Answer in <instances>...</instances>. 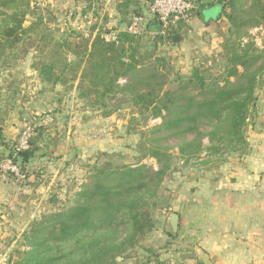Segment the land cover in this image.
Masks as SVG:
<instances>
[{"label":"trees","instance_id":"16d2710c","mask_svg":"<svg viewBox=\"0 0 264 264\" xmlns=\"http://www.w3.org/2000/svg\"><path fill=\"white\" fill-rule=\"evenodd\" d=\"M123 1L119 5L121 10L137 6L127 25L134 17L143 16L140 0ZM220 4L219 20L223 19L226 27L218 52V57L224 60L223 73L210 79L204 71L193 68L190 76L180 81L179 92L173 93L151 88L150 80L141 77L146 71L143 65L146 56L138 40L143 36L122 31L116 42L106 41L104 35L117 30L116 26L100 30L92 38L68 33L57 40L33 0H0V63L13 57L23 61L34 53L38 60L31 68L44 83L73 88L77 82L78 97L90 107H106V102L116 95L128 94L133 109L131 121L137 116L147 118V114L163 120L154 129L159 136L149 141L152 145L147 149L140 146L141 156L135 165H116L109 160L92 166L74 196V205L34 223L24 235L26 247L16 252L12 264H122L132 251L144 261L131 264H151L152 254L141 243L155 228L151 214L153 199L172 168L171 156L161 148V143L175 139L177 156L184 164L198 160L204 151V138L210 144L205 150L209 158H219L224 150L245 152L246 127L251 110L256 109V86L264 71V56L248 31L264 30V0H220ZM92 6L89 2L84 12L90 13ZM94 6L100 8L101 4L95 1ZM29 16L31 22L24 26ZM184 20L176 28H168L165 36L156 35L155 42L172 44V36L180 39ZM245 36L249 40L243 42ZM9 51H16L17 55L8 57ZM47 53L51 55L50 61L43 62ZM121 79L129 82L121 85L118 83ZM113 111L106 110L103 117H109ZM202 126L209 131H201ZM43 132L44 128L35 126L29 148L13 158L20 169L25 168L22 180L32 177L28 166L39 151L36 142ZM188 136L191 138L187 140ZM102 155L114 158L107 153ZM12 156L10 148L7 157ZM145 158L154 159L157 168L143 163Z\"/></svg>","mask_w":264,"mask_h":264},{"label":"rangeland","instance_id":"374dc122","mask_svg":"<svg viewBox=\"0 0 264 264\" xmlns=\"http://www.w3.org/2000/svg\"><path fill=\"white\" fill-rule=\"evenodd\" d=\"M95 1L101 7L104 6L103 0H94V4ZM89 2L87 0L86 4ZM30 22L29 16L24 26ZM57 24L53 34L57 40H62L68 33L88 35L98 22L87 15L71 22L59 17ZM225 29L224 25H219L215 36L212 33V41L207 35L202 36L201 42L189 37L182 46L168 43L161 50L157 49L154 40L144 36L139 38L138 45L146 56L143 61L146 71L141 77L150 80L151 88L178 93L180 81H185L193 68L204 71L210 79L221 75L224 60L218 57V52ZM245 38L242 41L248 39L247 36ZM251 40L264 56V34L258 32ZM8 54V57L17 55L16 51H9ZM49 55L47 53L43 62L50 61ZM37 60L31 54L24 61L13 57L6 63H0V264H12L16 260V252L26 247L24 235L34 223L50 213L74 205V196L85 183L92 166L102 165L109 160L116 165H135L141 156L140 146L147 149L152 145L149 141L159 136L154 129L163 121L157 117L158 121L151 123L157 118H150V114H147V118L137 116L131 121L133 109L128 94H118L106 102V107L96 109L90 107L86 100H80L78 91L68 85L47 89L39 83L36 74L27 71V67ZM155 73L157 75L153 76ZM128 82L125 80L122 84ZM255 94L264 97V71L258 78ZM261 107L259 105L258 109L251 110L246 131L254 116L257 118L259 114H264V105ZM106 110L114 111L105 118L103 112ZM35 126H41L44 132L36 142L39 151L28 166L32 177L18 180L2 172L1 165L7 158L8 149L18 142L22 132L27 127ZM8 127H12V130ZM200 129L209 131L206 126ZM190 138L188 136L187 140ZM176 145L177 141L173 138L161 143V148L171 156L172 168L166 174L157 197L153 199L151 214L155 228L141 243L152 254L151 264H176L172 262L176 249L172 246L171 227L161 221L169 213L167 200L171 199L170 193L177 186L174 180L185 178L186 167L212 161L205 151L210 145L207 138L202 141L204 151L198 160L186 164L178 158ZM103 153L114 158L107 159ZM229 155L231 153L224 150L218 162ZM142 162L157 168L154 159L145 158ZM158 235H162V242ZM127 256L122 264L144 261L134 251L128 252ZM117 260L120 261V258Z\"/></svg>","mask_w":264,"mask_h":264},{"label":"crops","instance_id":"0c3cea01","mask_svg":"<svg viewBox=\"0 0 264 264\" xmlns=\"http://www.w3.org/2000/svg\"><path fill=\"white\" fill-rule=\"evenodd\" d=\"M33 1L52 29L59 22V17L71 22L77 17L91 15L98 22L94 25L96 29L89 30L91 38L100 30L116 26L122 31L132 10L137 8L136 5H129L121 10L119 5L123 0H103V7L92 6L90 13H85L87 0ZM191 1L195 8L181 23L180 40L173 45L182 46L189 37L201 42L203 35L211 37L212 41V33L215 36L219 25L225 26L224 20H219L222 12L220 0ZM140 3V9L147 17L148 33L143 36L155 42V20L146 8L145 0H140ZM166 44L156 43L157 49H164ZM31 64L27 71L36 74L42 86L47 89L64 86L57 84L52 87L44 83ZM76 85L77 82L74 83L75 90ZM259 105H264V97L257 96L256 108ZM8 129L12 130V127ZM245 136V152L231 153L220 162L214 157L208 163L188 166L185 178L174 180L177 186L170 193V201L167 200L169 213L161 219L173 233L171 241L176 250L172 262L264 264V114H259L257 118L254 116ZM173 214L177 216L176 231H173L170 222ZM158 239L162 242V235H158Z\"/></svg>","mask_w":264,"mask_h":264},{"label":"built area","instance_id":"2783aa9c","mask_svg":"<svg viewBox=\"0 0 264 264\" xmlns=\"http://www.w3.org/2000/svg\"><path fill=\"white\" fill-rule=\"evenodd\" d=\"M94 6V0H90ZM146 5L152 18L158 24V31L153 35L165 36L168 28H176L179 21L186 19L190 12L195 8L191 0H145ZM124 31L134 36H143L147 32V19L143 16L134 17L128 25L125 26ZM122 32L119 28L115 31L108 32L104 35V39L109 42H116L118 34ZM264 34V30L261 28L251 29L249 35L254 38L257 33ZM247 41V40H243ZM125 80L118 81L119 84L124 83ZM157 119L151 121V123L157 122ZM33 128L27 127L21 134L18 142L11 147L13 156L7 157L4 160V164L1 165V171L12 175L16 179H23V175L20 168L13 162V158L21 151H25L29 148V139L31 138Z\"/></svg>","mask_w":264,"mask_h":264},{"label":"water","instance_id":"95a60500","mask_svg":"<svg viewBox=\"0 0 264 264\" xmlns=\"http://www.w3.org/2000/svg\"><path fill=\"white\" fill-rule=\"evenodd\" d=\"M124 27H125V25H124ZM157 28H159V27H157ZM122 31H124V29H122ZM179 40L180 39L177 36H172V38H171V41H172L173 44H177L179 42ZM20 171L21 172H24L25 171V168H21ZM170 222H171V226H172L173 231H176V228H177V216L174 215V214L171 215ZM139 251L142 252L141 249H139Z\"/></svg>","mask_w":264,"mask_h":264}]
</instances>
